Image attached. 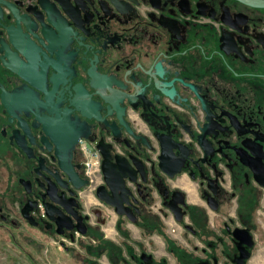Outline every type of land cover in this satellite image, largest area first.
I'll return each instance as SVG.
<instances>
[{
	"label": "flooded vegetation",
	"instance_id": "flooded-vegetation-1",
	"mask_svg": "<svg viewBox=\"0 0 264 264\" xmlns=\"http://www.w3.org/2000/svg\"><path fill=\"white\" fill-rule=\"evenodd\" d=\"M65 109L123 157L96 187L42 141ZM3 233L87 240L89 264H264V0H0Z\"/></svg>",
	"mask_w": 264,
	"mask_h": 264
},
{
	"label": "water",
	"instance_id": "water-1",
	"mask_svg": "<svg viewBox=\"0 0 264 264\" xmlns=\"http://www.w3.org/2000/svg\"><path fill=\"white\" fill-rule=\"evenodd\" d=\"M23 98L28 102L27 105L33 104L37 97L29 90H23L22 92ZM57 114L55 118H43L44 121V129H46V134L42 137V141L47 143L49 146L51 144L54 145L55 150V157L59 162L60 167L66 171L70 175V179L77 185L78 188L83 187L87 182H84L79 174L74 170V166L79 169L80 165L73 164L74 156L77 152V145L81 138H87L90 140H96L97 136L93 135L89 132L87 125L85 122H80L78 119H74L70 116V111L65 109L64 116L65 118L61 117L59 110H56ZM86 115L88 112H85ZM97 147L103 154V173L105 180H108L110 175L113 171L116 170V166L119 160L123 157L119 155L112 154V145L106 143L104 138H100ZM172 148H169L168 151L170 152ZM180 149V148H178ZM165 151V149H164ZM165 156L164 152L163 155L160 156L162 159ZM175 160V159H174ZM180 160L174 162L175 165H179ZM124 176H127L126 174ZM104 186H100L97 190V196L107 201L110 204H113V201L105 195L102 190ZM44 210L46 215L50 216L53 213L54 208H58V201L56 200H43ZM34 209H38V205L36 206H29L28 204L24 205L23 210L26 213V217H28L31 222L34 223V217L30 215V212H33ZM119 214H123V211L117 210ZM68 229H75L77 228L78 231L85 234L87 233V227L77 225H69L67 226ZM59 233H62V230H58ZM73 235V234H72Z\"/></svg>",
	"mask_w": 264,
	"mask_h": 264
},
{
	"label": "rangeland",
	"instance_id": "rangeland-1",
	"mask_svg": "<svg viewBox=\"0 0 264 264\" xmlns=\"http://www.w3.org/2000/svg\"><path fill=\"white\" fill-rule=\"evenodd\" d=\"M93 201L95 202L94 198H92ZM109 220H111L110 225H112L114 223L112 215ZM108 231L111 232L110 229ZM1 237H4L5 239L1 238V240L5 241L1 242L0 240V264H31L32 262L36 264H89L87 261L90 255L79 243H70L75 246H70L72 248L70 250H66L60 244L52 242L36 249L35 246L28 245L24 241H22V246L14 244L6 233H3ZM103 262L104 264H110L107 258H103Z\"/></svg>",
	"mask_w": 264,
	"mask_h": 264
},
{
	"label": "built area",
	"instance_id": "built-area-1",
	"mask_svg": "<svg viewBox=\"0 0 264 264\" xmlns=\"http://www.w3.org/2000/svg\"><path fill=\"white\" fill-rule=\"evenodd\" d=\"M111 140V137L108 138ZM99 139L90 140L87 138H81L77 145L83 156V172L86 178L90 180V186H98L103 182L104 173L102 169L103 165V154L97 147ZM42 216L45 215L43 205H41Z\"/></svg>",
	"mask_w": 264,
	"mask_h": 264
},
{
	"label": "crops",
	"instance_id": "crops-1",
	"mask_svg": "<svg viewBox=\"0 0 264 264\" xmlns=\"http://www.w3.org/2000/svg\"><path fill=\"white\" fill-rule=\"evenodd\" d=\"M85 243H86V242L82 241V245H81V246H83L84 248H85ZM73 249H74V248H73ZM85 250H86V252H87V249H86V248H85ZM87 253H88V252H87ZM74 259H75V258H74ZM71 260H72V259H71ZM71 260H70V261H71ZM75 260H76V259H75ZM31 264H36V263H35V262H32Z\"/></svg>",
	"mask_w": 264,
	"mask_h": 264
}]
</instances>
